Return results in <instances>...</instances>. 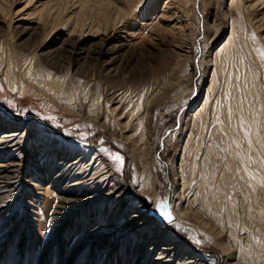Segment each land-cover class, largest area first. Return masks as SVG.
<instances>
[{
	"label": "rangeland",
	"instance_id": "1",
	"mask_svg": "<svg viewBox=\"0 0 264 264\" xmlns=\"http://www.w3.org/2000/svg\"><path fill=\"white\" fill-rule=\"evenodd\" d=\"M194 1L0 0V264H264V0Z\"/></svg>",
	"mask_w": 264,
	"mask_h": 264
},
{
	"label": "bare ground",
	"instance_id": "2",
	"mask_svg": "<svg viewBox=\"0 0 264 264\" xmlns=\"http://www.w3.org/2000/svg\"><path fill=\"white\" fill-rule=\"evenodd\" d=\"M130 1V0H129ZM179 1V0H178ZM184 1L185 0H182V2L184 3ZM59 2V1H58ZM130 3V2H129ZM194 3H195V1L194 0H192V4H193V8H194ZM61 6V5H60ZM101 6V5H100ZM61 8V7H60ZM4 136H6V138H7V140L8 141H13V140H15L16 138H17V135H16V133H14L13 131L11 132V133H9V132H7V134H5ZM3 141L5 142V140L3 139ZM17 143V142H16ZM14 145V144H13ZM18 145V144H17ZM105 177V176H104ZM106 178V177H105ZM107 180V179H106ZM112 189V188H111ZM119 190L120 188H114V190H115V192L117 191V190ZM121 191H117L116 193H120ZM117 194V195H118ZM81 195V194H80ZM79 195V196H80ZM78 196V197H79ZM121 196V195H120ZM167 201V205H168V209H169V211H170V213H171V215H172V222L171 223H169V222H165V220L162 218V217H160V216H158L156 213H154V208H155V204H153V206H152V208L151 209H147L146 207L144 208L143 207V209H142V211L139 213V217H143V218H152V217H154V218H156V220L154 219L151 223H152V225L154 226V224H155V228H159V229H162V223L161 222H163V223H166V225H164V228L165 229H163L162 231L160 230L159 232H157V233H155L154 235H159V237H164V236H170L172 233H178V232H182V231H185V228H184V225H183V221H182V217H180L178 214H176L175 213V211L173 210V208L172 207H170V199H169V197H167L166 199H164L163 201H161V202H164V201ZM122 202V201H121ZM123 202H125V201H123ZM161 202H158V203H161ZM126 204V203H125ZM157 204V203H156ZM146 212H148V214H146ZM149 215V217H147ZM158 220V221H157ZM140 222V221H139ZM185 224V223H184ZM178 226V227H177ZM151 234V233H150ZM155 241V240H154ZM158 243L159 242H156V245L158 246ZM180 245V244H179ZM178 247V245H176V244H171L170 246H162V247H158V249H160V250H162V252L161 253H165V252H170L171 250H175L176 248ZM194 256L195 255H192L191 256V259H189V261H191L192 260V258H194ZM188 261V262H189ZM194 262V261H193Z\"/></svg>",
	"mask_w": 264,
	"mask_h": 264
},
{
	"label": "snow or ice",
	"instance_id": "3",
	"mask_svg": "<svg viewBox=\"0 0 264 264\" xmlns=\"http://www.w3.org/2000/svg\"><path fill=\"white\" fill-rule=\"evenodd\" d=\"M45 119H48V118L45 117ZM112 159L114 161L118 162V166H120V167L123 166L124 159H123V157L121 155L114 154L112 156ZM153 203H155V202H153ZM166 208H167V201L165 200L164 202L155 204V208L153 210L156 211L157 214L160 215L164 220H166L167 222L171 223L173 218L171 216V213L169 211L165 210Z\"/></svg>",
	"mask_w": 264,
	"mask_h": 264
},
{
	"label": "water",
	"instance_id": "4",
	"mask_svg": "<svg viewBox=\"0 0 264 264\" xmlns=\"http://www.w3.org/2000/svg\"><path fill=\"white\" fill-rule=\"evenodd\" d=\"M166 211H169V209H168V205H167V208L165 209ZM170 212V211H169ZM154 213H156L157 214V212L156 211H154ZM158 215V214H157ZM158 216H160V215H158ZM172 216V215H171ZM161 217V216H160ZM165 222H166V220H165Z\"/></svg>",
	"mask_w": 264,
	"mask_h": 264
}]
</instances>
